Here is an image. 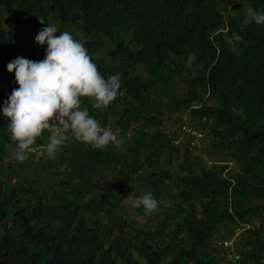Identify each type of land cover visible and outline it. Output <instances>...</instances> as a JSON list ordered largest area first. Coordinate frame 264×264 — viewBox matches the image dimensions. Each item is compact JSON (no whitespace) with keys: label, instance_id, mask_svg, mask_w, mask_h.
Masks as SVG:
<instances>
[{"label":"trees","instance_id":"16d2710c","mask_svg":"<svg viewBox=\"0 0 264 264\" xmlns=\"http://www.w3.org/2000/svg\"><path fill=\"white\" fill-rule=\"evenodd\" d=\"M249 7L264 0H0V264H221L216 240L240 225L234 264H264V24L241 31ZM47 24L83 43L105 79L120 73L106 108L81 97L117 139L96 149L69 133L51 159L45 130L17 161L6 66L45 58L35 36ZM179 121L208 147L175 145ZM149 191L147 216L119 204Z\"/></svg>","mask_w":264,"mask_h":264},{"label":"clouds","instance_id":"9594fccd","mask_svg":"<svg viewBox=\"0 0 264 264\" xmlns=\"http://www.w3.org/2000/svg\"><path fill=\"white\" fill-rule=\"evenodd\" d=\"M251 23L264 24V11L249 7L241 31ZM57 33V24H47L35 36L38 44L47 45L43 60L37 62L16 57L6 66L8 72L14 71L18 84L2 108L3 115L9 120L11 140L16 142L13 156L17 161L27 159L31 146L45 130L50 133L45 151L51 159L63 150L69 133L75 140L96 149H104L116 141L111 129L101 127L87 108H81V97L90 98L94 108H106L121 87L120 73L105 79L83 43L73 39L68 31ZM233 38L241 39L235 33ZM157 205L158 201L150 191L131 198V207H143L145 216Z\"/></svg>","mask_w":264,"mask_h":264},{"label":"built area","instance_id":"2783aa9c","mask_svg":"<svg viewBox=\"0 0 264 264\" xmlns=\"http://www.w3.org/2000/svg\"><path fill=\"white\" fill-rule=\"evenodd\" d=\"M185 120V117H184ZM176 135L173 138V143L177 146H187L190 149H195L197 152H201V147L205 145V132L198 128H193L187 124L185 121H179L175 126ZM105 128H109L108 126ZM171 128H167L168 132ZM116 135L118 130H112ZM246 226H238L235 230L228 236L216 240V245L220 247L224 252V259L221 261V264H234L237 259H239V254L235 251V242L239 234L245 229Z\"/></svg>","mask_w":264,"mask_h":264},{"label":"rangeland","instance_id":"374dc122","mask_svg":"<svg viewBox=\"0 0 264 264\" xmlns=\"http://www.w3.org/2000/svg\"><path fill=\"white\" fill-rule=\"evenodd\" d=\"M234 1H236V2H238V1H240V0H234ZM95 55H97V56H103V54H101L100 52H99V55H98V53L97 54H95ZM189 63V62H188ZM187 63V64H188ZM139 71H142L145 75H146V72H144V70L142 69V68H139L138 69ZM209 102H211L210 100H209ZM183 114H185L186 116H188V113L187 112H184ZM168 122H169V120H167V122H166V125L168 124ZM168 126V125H167ZM168 127H170V126H168ZM167 127V128H168ZM116 142V141H115ZM118 143V142H117ZM207 144V142H205V145ZM209 145V144H208ZM208 146H206V147H201V148H199V149H201V151H202V149H206ZM204 149V150H205ZM203 154H206V153H203ZM220 159H223L222 157H221V155L217 152V153H215V154H213V155H211V157L209 156V158L208 159H206V164L207 165H209L212 161L211 160H220ZM230 168L233 170V171H236L237 170V167H236V164H235V162H233V161H230ZM127 197V198H126ZM131 198H132V196L131 195H129L128 193H125V194H122L121 196H120V205H122V206H124L125 207V209H126V211L127 210H129V208H130V206H131ZM252 203H254V204H258V203H260L259 201H254V202H252ZM137 217H139L138 216V214L137 213H134L133 215H131V219L132 220H134V221H138L139 223H143L145 220L144 219H138ZM262 223H263V233H264V214H263V216H262ZM216 255L218 256V257H220L221 256V253L220 252H216Z\"/></svg>","mask_w":264,"mask_h":264}]
</instances>
